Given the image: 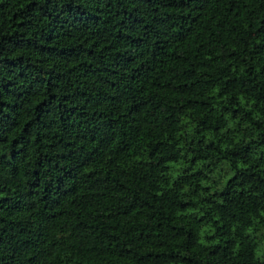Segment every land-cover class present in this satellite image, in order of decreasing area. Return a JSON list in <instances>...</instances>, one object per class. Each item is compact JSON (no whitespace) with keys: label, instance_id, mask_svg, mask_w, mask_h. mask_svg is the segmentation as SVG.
Masks as SVG:
<instances>
[{"label":"trees","instance_id":"trees-1","mask_svg":"<svg viewBox=\"0 0 264 264\" xmlns=\"http://www.w3.org/2000/svg\"><path fill=\"white\" fill-rule=\"evenodd\" d=\"M0 264H264V0H0Z\"/></svg>","mask_w":264,"mask_h":264}]
</instances>
